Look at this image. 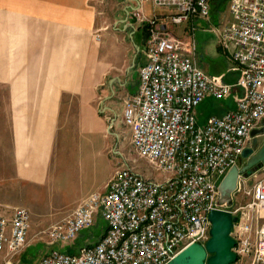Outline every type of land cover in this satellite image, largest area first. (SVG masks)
<instances>
[{"label":"built area","instance_id":"2783aa9c","mask_svg":"<svg viewBox=\"0 0 264 264\" xmlns=\"http://www.w3.org/2000/svg\"><path fill=\"white\" fill-rule=\"evenodd\" d=\"M212 1L158 0L168 12L162 20L146 18L141 5L130 13L126 29L140 22L148 30L138 90L122 99L120 113L105 106V100L100 112L110 114L109 133L120 118L135 153L157 176L147 177L133 165L117 166L101 192L90 194L50 227L51 249L38 264H168L192 244L205 247L211 237L209 213L215 209L238 217L231 231L235 264L244 258L264 264V180L242 189L249 200L239 206H221L218 190L264 120V0H230V19L214 29L239 71L235 85L198 65L194 34L187 42L174 32L210 19ZM234 88L235 108L201 123L200 106L208 99H228ZM98 218L106 223L98 242L76 252L60 250L72 248ZM30 227L31 213L24 207L11 217L0 215V253H19Z\"/></svg>","mask_w":264,"mask_h":264},{"label":"crops","instance_id":"0c3cea01","mask_svg":"<svg viewBox=\"0 0 264 264\" xmlns=\"http://www.w3.org/2000/svg\"><path fill=\"white\" fill-rule=\"evenodd\" d=\"M218 2H211V12H221L220 18L226 15L227 22L229 3L217 10ZM139 5L146 18L158 16L162 20L168 14L158 0H0V89L2 103L8 105L6 118L10 122L17 175L25 183L47 180L61 129L63 104L70 99H78L80 113L84 114L82 128L104 134V122L95 106L99 87L112 76L109 87L123 80L126 89L130 81L124 77L137 66L139 58L142 65L146 62V23L135 22L134 28H125L131 20L130 13ZM219 17L216 22L197 21L203 64L198 60L197 63L206 73L223 76L227 83L235 85L239 71L214 32L225 23L217 25ZM138 82L139 75L131 94L137 92ZM237 95L234 88L228 99L217 101L214 114L234 109ZM208 101L212 102L208 99L202 105ZM198 116L200 120L199 109ZM261 180L264 165L249 177H241L233 204H245L249 198L242 189H249L246 185L251 181L255 184ZM84 195L62 214L76 209L88 197ZM249 262V258H244L237 264Z\"/></svg>","mask_w":264,"mask_h":264},{"label":"rangeland","instance_id":"374dc122","mask_svg":"<svg viewBox=\"0 0 264 264\" xmlns=\"http://www.w3.org/2000/svg\"><path fill=\"white\" fill-rule=\"evenodd\" d=\"M228 3L229 0H220L216 5L217 10L222 5L228 6ZM220 14L221 12L213 14L211 12L210 20L216 22V17H219ZM226 17V15L219 17L217 25L225 22ZM174 32L177 37L187 42L193 40L191 35L194 34L196 46L198 43L196 60L203 64L197 21L192 25L184 24ZM136 42L138 41L136 40ZM142 63L139 58L137 66L133 67L131 72L124 77L126 81H130L126 89L127 83L123 85V80L122 83L113 82L112 88L109 87L108 82L112 76H109L107 82L99 87L95 106L99 117L104 122L105 132L103 135L89 133L82 128L84 114L80 113L77 97L63 104L61 129L57 138L55 157L45 182L27 184L17 175L18 168H16L14 160L10 122L6 118L8 105L2 103L3 90L0 89V215L11 217L18 207H24L31 213V227L27 244L15 255H8L6 251L0 253V264H38L40 258L51 249L47 240V232L50 227L71 215L75 209L66 215L62 213L74 206L80 196L85 194L86 197L94 192H101L104 181L112 175L117 166L133 165L137 170L144 172L147 177L157 176L148 164L135 153L130 142V130L121 126L120 118L117 119L115 129L109 133L107 116L110 114L100 112V103L106 97L109 99L105 101L104 105L113 110L117 109V113L121 112L122 99L136 89L138 71ZM219 65L223 64L219 62ZM210 101L212 102L208 101L199 108L201 123L204 122V118L215 113L213 108L216 107L217 101L213 99ZM261 140H264V136L261 137ZM60 156H63V160L60 159ZM61 163L62 167L60 168ZM253 184L254 182L251 181L246 186L250 189ZM105 230V221L98 218L96 225L84 231L70 251L74 252L77 247L84 246L86 243L98 242ZM60 250L68 251V249Z\"/></svg>","mask_w":264,"mask_h":264},{"label":"water","instance_id":"95a60500","mask_svg":"<svg viewBox=\"0 0 264 264\" xmlns=\"http://www.w3.org/2000/svg\"><path fill=\"white\" fill-rule=\"evenodd\" d=\"M144 31V43H146L147 26L144 27ZM263 136L264 120L260 128L252 131L251 146L243 150L240 164L232 166L220 182L218 190L221 206H233L240 177H249L252 171L264 165V142L262 143L261 140ZM209 220L212 224L211 237L205 247L198 243L192 244L168 264H235L237 262L238 257L233 251L236 241L231 236V231L238 217L233 216L229 211L215 209L209 213Z\"/></svg>","mask_w":264,"mask_h":264}]
</instances>
